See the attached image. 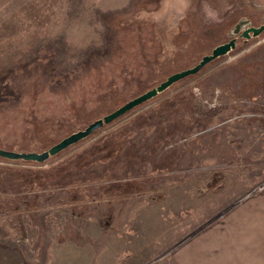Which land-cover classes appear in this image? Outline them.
<instances>
[{"label":"rangeland","instance_id":"1","mask_svg":"<svg viewBox=\"0 0 264 264\" xmlns=\"http://www.w3.org/2000/svg\"><path fill=\"white\" fill-rule=\"evenodd\" d=\"M263 20L264 0H0L7 151H46L237 38L229 54L47 162L0 157V243L34 252L28 264H177L192 234L241 198L246 165L216 162L226 151L214 147L222 129L212 125L211 97L218 70L264 43V32L241 37ZM197 141L216 160L191 165ZM195 170L199 178L180 182ZM261 182L264 174L250 179ZM193 184L202 190L186 197L189 205L178 189ZM98 201H112L101 207L100 226L80 210ZM67 205L72 213L60 210ZM199 215L203 226L191 227ZM42 238L46 248L35 243Z\"/></svg>","mask_w":264,"mask_h":264},{"label":"crops","instance_id":"2","mask_svg":"<svg viewBox=\"0 0 264 264\" xmlns=\"http://www.w3.org/2000/svg\"><path fill=\"white\" fill-rule=\"evenodd\" d=\"M263 48L264 43H261L253 48L254 50L252 49L249 53H245L240 59L228 63L226 67L218 70L216 79H218L219 83L211 97L212 106L216 110L211 122L214 129H222L220 143H218L219 139H217L214 147L217 149L223 147L226 154L220 152L219 155L222 157L218 158L215 152V157L218 160L211 158V156L205 157L201 153L205 151L204 149L207 146L202 144V141H197L194 144L195 155L190 157L191 165L194 163L195 166L197 162H204L203 157L207 158L206 163L213 160L219 161V163L225 160H229L228 162L232 163L237 162V160H243L246 170L244 169L240 178L243 182L241 185L244 188L238 194L239 196L237 195V197L241 196V198L232 199L235 202L224 215L216 219V222L215 220L209 221L201 230L192 234L178 250L176 256L177 264H264V187L258 188L264 183L257 184L259 186L250 184V179H257L258 176L264 174ZM239 139L243 141L242 146L239 147L242 148L243 153L236 157L239 148L236 145H231V143ZM197 158L199 160H196ZM255 168L258 170L257 173H251V170ZM185 174L189 178L180 179L182 183L189 179L191 180L192 176L194 178L201 176V173L196 170L194 175L187 173V171L184 172ZM251 176L254 178H251ZM178 190L185 203L189 201L190 205L191 201L190 199L187 200L188 196L200 195L202 186L199 185L197 187L196 184H193L191 188L185 187L182 193L181 187ZM111 202L98 201L94 207L82 204L80 210L83 212V216L85 214L86 220H89L91 215L94 214L93 216L96 219L91 221L100 226L101 207L106 208ZM119 203H122L121 200ZM195 205L192 204L189 207L195 208V211H197L198 207L201 212L202 203L197 207ZM66 207L67 209L60 210L68 213L73 212L72 206L67 205ZM53 208L50 207V210ZM1 211L2 209L0 208ZM21 212L19 211L20 214ZM35 212L41 214L43 211L40 206H36ZM199 216L200 220L197 223L190 224L191 227L197 226L199 228V226H203L201 215ZM1 224L9 225L6 221ZM43 241H45L44 238L40 242L37 240L35 243L42 244V246L45 245L46 248L48 245ZM66 241L68 244L73 239L68 237ZM77 249L81 250L79 247ZM28 252L29 250L27 251L26 249L20 250L19 247L14 248L10 244L0 243V264H28V259L31 261L38 259V256H32L34 252H30L31 254H28ZM66 259L68 258H64L63 261Z\"/></svg>","mask_w":264,"mask_h":264},{"label":"water","instance_id":"3","mask_svg":"<svg viewBox=\"0 0 264 264\" xmlns=\"http://www.w3.org/2000/svg\"><path fill=\"white\" fill-rule=\"evenodd\" d=\"M264 32V20L263 24L260 27H249L245 29L241 37L245 39H250L252 37H258ZM237 38H232L230 41L216 46L212 53L209 55L203 56L200 62L192 68L174 73L170 75L165 81H163L156 88H153L142 95L128 101L123 106L119 107L117 110L106 115L105 117L98 119L91 124H89L84 130H80L76 133L71 134L70 136L62 139L48 150L41 153L38 152H14L0 149V157L8 160H21V161H31L37 163H45L50 160L52 157L63 152L67 148L79 143L80 141L91 136L95 131L104 127L107 124L114 122L120 117L126 115L127 113L133 111L138 106L143 103L155 98L158 94L166 91L173 84L179 82L180 80L187 78L191 75H195L200 72L207 64L214 61L215 59L229 54L230 51L236 48Z\"/></svg>","mask_w":264,"mask_h":264},{"label":"trees","instance_id":"4","mask_svg":"<svg viewBox=\"0 0 264 264\" xmlns=\"http://www.w3.org/2000/svg\"><path fill=\"white\" fill-rule=\"evenodd\" d=\"M113 139H114V138H113ZM98 153H99V152H98ZM102 155H103V154H102L101 151H100V153H99V155H98V156H99L98 158L100 159V156H102ZM41 183H42V182H41Z\"/></svg>","mask_w":264,"mask_h":264},{"label":"built area","instance_id":"5","mask_svg":"<svg viewBox=\"0 0 264 264\" xmlns=\"http://www.w3.org/2000/svg\"><path fill=\"white\" fill-rule=\"evenodd\" d=\"M264 187V184L262 186H259L258 188H263Z\"/></svg>","mask_w":264,"mask_h":264}]
</instances>
